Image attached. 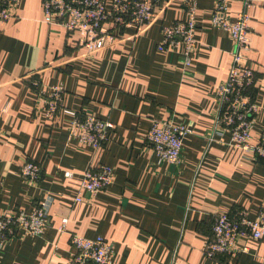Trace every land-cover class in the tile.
<instances>
[{"label":"crops","instance_id":"0c3cea01","mask_svg":"<svg viewBox=\"0 0 264 264\" xmlns=\"http://www.w3.org/2000/svg\"><path fill=\"white\" fill-rule=\"evenodd\" d=\"M215 2L196 0L189 64L182 45L156 49L161 26L187 18L183 0H167L140 29L125 27L91 53L79 45L77 31L45 17L42 0H18L11 19L0 20V213H30L41 203L47 215L41 234L19 233L0 249V264H71V234L112 241V264H264V236L241 238L248 250L237 256L202 253L211 215L243 208L253 218L264 203V159L226 144L227 133L207 138L215 89L234 48L228 32L211 22ZM252 3L255 137L264 125V0ZM241 8L232 1L227 15L233 19ZM31 77L64 86L63 106L52 121L28 84ZM77 113L113 124L104 146L95 150L68 136ZM170 116L190 129L177 165L159 162L145 140L153 119ZM25 160L41 165L36 184L20 175ZM99 163L114 168L112 183L75 201L82 173ZM62 217L67 222L60 230Z\"/></svg>","mask_w":264,"mask_h":264},{"label":"built area","instance_id":"2783aa9c","mask_svg":"<svg viewBox=\"0 0 264 264\" xmlns=\"http://www.w3.org/2000/svg\"><path fill=\"white\" fill-rule=\"evenodd\" d=\"M167 0H112L106 7L105 0H42L44 15L64 27L67 31H77L79 45L91 53L95 49L120 36L125 27L140 29L149 22L157 6L164 7ZM240 2L242 8L233 19L227 15L228 5ZM18 0H0V20L6 22L13 16ZM187 18L161 26V40L156 49L171 51L182 45L181 57L189 64L191 53L196 45V0H183ZM252 0H216L211 22L228 32L233 42L232 58L226 76L215 89L216 109L208 132L209 141L215 136L227 133L226 144L250 152L254 159H264V125L254 137L251 129L258 105L254 102L251 88L256 73L248 57L250 51L249 9ZM29 86L42 102V109L48 119H54L63 106L64 86L43 84L38 78H29ZM113 129L109 120L100 119L91 113L75 114L67 127L70 138L98 149L106 144ZM190 131L184 121L170 116L166 119H153L145 136L146 144L156 154L159 162L178 164L181 160L184 136ZM255 138V139H253ZM41 165L25 160L20 165V175L28 184H36L41 176ZM68 171L65 175H69ZM114 168L107 164L89 166L82 173L75 201L82 200V193L94 197L96 193L112 183ZM47 215L42 204L37 203L33 211L8 210L0 213V249L19 233L37 236L42 233ZM211 235L202 247V253L209 259L220 256H237L248 248L239 245L241 238L260 239L264 236V203L255 217H250L243 208L211 215ZM67 217L61 218L63 230ZM75 253L71 264H112L113 243L101 235L85 237L71 234L69 237ZM264 258V254H263Z\"/></svg>","mask_w":264,"mask_h":264}]
</instances>
